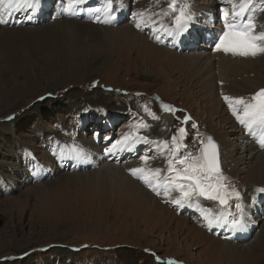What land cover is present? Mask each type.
Returning <instances> with one entry per match:
<instances>
[{"label": "rangeland", "instance_id": "374dc122", "mask_svg": "<svg viewBox=\"0 0 264 264\" xmlns=\"http://www.w3.org/2000/svg\"><path fill=\"white\" fill-rule=\"evenodd\" d=\"M41 1L42 7L36 11L23 8L19 11L15 8L7 10L2 18L5 21L9 16L18 18V24L0 23V30L29 28L39 24L46 27L53 25L56 18L65 17V14L61 15V10L66 0ZM87 1L89 3L84 4L83 9L89 5V9L100 8L103 11L99 7L100 0ZM114 1L119 9L113 22H103V25L94 19L96 25L107 31L109 29L110 34L80 37L74 32L80 39L76 46L73 41H77L70 35L59 40L48 38L47 44H39L37 53L32 54L35 55L33 60L24 62L13 71L0 61V264H158L157 257L159 264L165 261L178 264H255L249 258L232 254L231 250L222 252L219 248L217 251L208 249L209 242L205 237L201 239L190 227L194 224L202 230V234L211 236L214 235L205 230L215 231L186 215L187 211L199 215L195 207L185 205L186 208H182L184 211L180 213L176 205L171 204L170 214L165 215L161 208L151 209L140 201H133L132 206L127 204L126 209L121 208L125 200L118 202L120 199H117L111 207L101 201L104 193L108 197L122 194L118 192L122 190L119 185L131 177L127 169L134 167L135 160L143 165L145 160L141 156L147 155L148 159H152L156 155L157 161L167 150L145 153L148 144H139L138 154L133 160L118 165L124 169L119 175L108 170L106 162L94 168L97 156L91 158L92 162L87 167L76 166L73 162H57L58 158L66 157L61 158L55 153H67L65 145H71L73 141L99 151L104 146L102 143L111 145L105 137L111 138L114 143L126 133L137 132L143 120L150 134L145 136L152 141L170 142L172 136H179L177 129L183 127L188 134L181 143L200 149V140L212 136L218 144L225 182L230 188L238 190L242 198L246 196L248 187V192L264 187L260 183L252 185L255 182L253 177L239 169L234 170L230 148L234 133L238 132L232 131V127L236 126L224 105L218 106L222 103L221 93L246 100L264 88V53L252 57L255 58L254 62L241 66L243 69L239 67L241 73L238 76L229 75L239 70L221 73L219 76L227 84L220 85L217 81L218 93L215 90L211 95L201 84L203 77L193 74L188 68V59L182 56L203 50L217 64L216 56L223 51L215 50V37L224 28V23H217L214 28L208 29V21L201 26V31L212 32L214 44L210 49L203 46L207 43H202L208 38L199 34L193 51L185 48L189 45L186 42L183 49H171L178 55L177 58L148 57L146 52L139 51L142 49L140 40L124 42L112 29L133 27L150 43L159 44L160 41L148 36L151 27L143 30L136 27L134 21L137 17L133 13L145 11V16L150 15L157 10L156 6L167 7L170 0ZM188 1L189 6L198 3L203 7L213 0ZM184 2L178 0V5ZM225 6L231 5L226 3ZM256 7L254 23L259 26H256L258 33L264 31V12L258 10L264 5L257 4ZM88 12L96 14L95 11ZM86 15L81 12L70 18L88 23ZM193 15L195 22L205 19L199 10L198 14L194 10ZM35 18L39 22L35 23ZM31 40H24L23 45ZM19 43L11 47L17 49L19 56H28L34 51L30 45L23 47ZM72 58L79 62L78 69L69 65ZM202 68L206 69L205 66ZM213 73L218 76L217 66ZM29 77L33 78L31 86ZM240 77L246 82H243L244 86L236 83L241 80ZM160 101L169 103L177 111L165 112L159 106ZM145 106L159 119L148 115L144 111ZM185 116L191 118L187 123L183 122ZM193 119L202 123L207 134L189 136L190 127L195 124ZM71 131L77 133L71 135ZM169 146L172 147L171 144ZM224 149L226 169L223 171ZM34 159H38L39 164L47 162L45 168L49 172L37 175L29 168L30 161ZM114 162L119 163L118 159ZM226 171L230 180H227ZM133 178L135 182H140L139 178ZM230 181H233L232 184ZM138 188L136 186L134 189L139 191ZM146 191L155 197L154 202L155 199L159 203L163 200L161 195ZM258 198H261L260 193ZM201 201L212 208L209 201ZM263 201L264 198L261 203ZM252 204L253 200L251 213L243 215L246 216L243 231L232 229L230 223L225 226L213 225L223 230L219 237H214L223 240L220 238L223 235L224 240L246 245L261 233L264 234V206L253 208ZM160 205L167 207L162 202ZM213 208L216 210V205ZM253 211L258 212V216H254ZM182 217H187L188 222L193 224L185 223ZM239 247L242 249V246ZM256 254L263 260L264 248H257ZM257 264L264 262L258 259Z\"/></svg>", "mask_w": 264, "mask_h": 264}, {"label": "bare ground", "instance_id": "6f19581e", "mask_svg": "<svg viewBox=\"0 0 264 264\" xmlns=\"http://www.w3.org/2000/svg\"><path fill=\"white\" fill-rule=\"evenodd\" d=\"M127 1L128 0H125L124 3H126ZM100 2L101 3L99 5V7H101L103 9L104 2L102 0H100ZM233 2H236V0H233ZM42 3H43V1L40 0L39 5L36 8V10L39 9L40 7H42ZM87 3H89V1L85 0V2L82 5H80V8L83 9V5L87 4ZM226 3H227V0H213L211 3L205 4L203 7L200 6L198 3H194V5L190 6V13L189 14L193 16V21L191 23L189 33L186 34L185 36L179 38V39L174 40L171 37L164 34L163 32H160L159 35L161 36V40H159V41L161 43H159V44H157V43L154 44V42H153V44L150 43L147 38H145L139 31H136L135 29H133V27L127 26V28L112 29V31L114 32V34L116 36L121 38V40H123L124 42L129 43L131 40L132 41L140 40L142 42V44H141L142 49H139V51L146 52L148 57H150V56L158 57L159 56L162 59H167V60L169 58H177L178 55H176V53L171 51V49H173L174 47L183 49L184 44L187 42L186 44H189V45L186 46L185 48L189 49V50L192 49L191 51L195 50L196 47H194L195 46L194 42L197 41V37L199 34H202L208 38V41L202 42V43H207L203 46H206L208 49L212 48V46L214 44V41H213L214 38L212 37V32H204V31H201L200 28H201V26H205L206 22H208V21H209V25L207 24L208 29L214 28L217 23H218V25L220 23H223L221 9L227 8L229 10V12H231V6L226 7L225 6ZM185 4L188 5L189 1L185 0L184 3L179 4L178 6L183 7ZM212 7H213V9H211ZM65 8H66V3H64V8H62V10H61V12H62L61 15L63 16V14H65L64 15L65 17H60L58 19L54 18L55 20H53V25H48L45 27V25L41 26L39 24L38 26H32L29 28H16V29H12V30H7L4 28L1 29L0 30V53H1L0 61L3 62V64H5L9 70H12V71L17 70L19 68V66L22 65L24 62L31 61L34 59L35 55L33 56L32 54L37 53V51L39 49L38 48L39 44H43V43L47 44L45 42H47L48 38H53V40H59L60 38H65L67 35H70L74 40L77 41V42L73 41L74 46H76L75 44H78L80 39H78L77 36L74 35V32L76 34H78L80 37H84V36L101 37L107 33H109V34L111 33V32H109L110 31L109 29L107 31L106 29H102L103 27L96 25L97 22H100L101 24L105 25V23H103V21L105 19V15H104L103 11L96 12V14H93L92 12H88L89 11V5L85 6L83 11H80L78 9L77 11L79 14L81 12H84L87 14L86 20H88V23H81V22H76L72 18H70L73 15L68 14V12H66L64 10ZM156 8H157L156 11H160L161 9H166L167 7L156 6ZM36 10H33V11H36ZM194 10L196 11L197 14H198V10H199L202 13V15L204 16L203 18H205V19H203L202 21H199V22H195L194 21V15H193ZM156 11H152V12L155 13ZM6 12L7 11H3L2 14H7ZM114 15H115V17H117L116 12L114 13ZM26 17H29V16H26ZM97 17H99V19H97ZM147 17H148V15L145 16L146 22L151 24V21L147 20ZM35 19H36L35 23L39 22L37 18H35ZM162 19H163L164 23H167L166 26H172L173 18H172L171 13H169L166 16H162ZM229 19H230V17H229ZM18 21H19L18 18L9 16L6 19L5 25L6 24L16 25V24H18ZM134 23L136 24L137 20H135ZM255 25L257 27H259L256 23H255ZM196 30H197V34H196ZM148 36L150 38L153 37V32L151 31V33L148 34ZM29 38H31L32 40L27 45H30L31 50L34 49V51H31L32 53L28 54V56H26V55L24 57L19 56V54L17 53V49H13L11 47L15 46V44H20L19 41L23 45L24 40H27ZM33 40H34V42H33ZM169 40L171 42H169ZM138 42H137V45H138ZM12 43H14V45ZM27 45L25 44V45H23V47H26ZM178 51H180V49ZM217 52H219V51H217ZM182 57L188 59V66H189L188 68L190 70H192V72H194L193 74H195L201 78L203 77L201 79L202 80L201 84L206 87V88L204 87L205 90H207L209 93H211V95L214 94L215 90H216V94L218 93L217 81H219L220 85L222 83H226V81L225 80L223 81L222 78L219 76L221 73L224 74V72L237 71L241 68V66H243V65L245 66V64L249 65L247 63H249V62L251 63L252 61L254 62V60H255V58H252L254 56H251V55L250 56H240V55L237 56V55H233L231 53L222 52L216 56V59H217V64H216L213 61V58L209 57L205 53V51H203V50L199 53L194 52L193 54H186ZM255 57H256V55H255ZM184 58H182V59H184ZM78 63L79 62L75 61V59L72 58L71 62H69V65L71 67H73V69H75V68L78 69ZM199 64H201V65H199ZM197 65H199V66L197 67ZM194 66H196V67H194ZM203 66H205L206 69H203L202 68ZM216 66L219 70L218 76L215 73H213L214 70H216ZM237 67H238V69H236ZM241 69H243V68H241ZM240 71L241 70H239L238 73H233L229 76L230 77H233V75L238 76L241 73ZM18 77H19V75H17V78ZM239 79H241V80L236 82V83L237 84L241 83V85L244 86L246 84V82L243 81L244 78L240 77ZM243 82H245V84ZM32 84H33V78L29 77V85L31 86ZM237 84H234V85H237ZM251 94H252V92H251ZM224 96H229V97H233V98H238V96L234 97V96L226 95L225 93H221L220 99H221L222 103H219V104L217 103L219 107L224 105V107L227 110L228 115H230L233 118V122L235 123V126H236V128L232 127V131L238 132V133H234L235 136L232 140L233 142L231 143V148H230V153H231L230 156L232 159L231 163L234 164L233 168L235 171H236V169H237V171L239 169L240 171L246 173L248 176L253 177V180L255 182H253L252 185H254V183L264 184V172H263V168H264V147H262L257 142V140L252 135H250L248 133V131L236 120V118L233 115L228 103L223 99ZM250 99H246V100H250ZM193 120H194L196 127L195 128H193L192 126L190 127L191 133L189 134V136H195L197 134H199V135L200 134L201 135L207 134V132H205V130H203L202 123L196 119H193ZM146 129L148 130V127H146V128L140 127V128H138V131L135 133H137L141 136H145V135L148 136L150 134ZM75 133H77V131L76 132L71 131V135H75ZM257 135H259V131L257 132ZM142 143L143 142L138 143L133 152L123 151V152H118L114 155L106 154V151H105L106 148L111 147V145L105 146V143H102L104 146L99 151H94L86 145H81V144L77 143V144L81 145L83 147V149L85 150V152L87 153L86 159L78 160V159H71V158L66 157L64 159L58 158L57 162L60 164L63 163V161L73 162V163H75L76 166L82 165V167H87V165L91 164V162H92L91 158L94 156H97V160L93 163L94 168L96 166H98L99 164L106 162L105 166H107V169L112 170L115 174L119 175V173L124 169L118 165L121 162L129 163L131 160H133V157L138 154V151H139L138 145L142 144ZM96 144H99V143H96ZM184 146H185L186 152H185V149H181V151L185 152V154L190 153L191 155L194 156V155L199 153V147L198 146H193V145L187 144V143H184ZM151 147H153V148H151ZM223 148H224V145H223ZM64 150L68 151V148H66ZM151 150H155V153L159 152V150L157 149V146L155 144H152V145L148 144V147L146 148L145 153H148ZM155 157H156V155H154L152 159H147L145 161V164H143V165L138 164V161L135 160L133 168L155 169V167L157 166V168L166 169L167 168V161L172 158L171 154L169 152H166L165 154L161 155L157 161L155 160ZM115 159H118L119 163L116 164V162H114ZM37 161H38V159H34V161H30L29 168H32V170H34L37 173V175L49 172V169L45 168L47 166V162L43 163V164H39ZM225 161H226V157H225V149H224L223 171H224V169H226L225 168L226 167ZM157 163H159V165H157ZM177 167H182V166H177ZM127 171H128V175L133 178V175L131 174L130 169H127ZM96 172L100 173V171H98V170ZM228 174L229 173L227 172V174H225V175H228ZM161 175H164V173L162 172ZM131 177L130 178L127 177L124 182L120 183L119 188H122V190H119L118 192H120L122 194L119 197H116V195H110L108 197V195H106V193H104L103 195H101L103 197V199L101 198V201L106 202L107 205H109L111 207L112 204L117 202V199H120L118 202H120L121 200H125L124 203H121L122 209H126L127 204H130V206H132L134 204L133 201H137V202L140 201L141 203H143L144 206L151 207V209L161 208L162 211H165L164 212L165 215L170 214V209H172L171 208L172 203L169 202L168 199H166L161 194V196L163 197V200L161 202L164 204H167V207L165 205H160L161 202L159 203V201L157 199H155V202H154L153 198H155V197L150 195V193L146 190H149L150 192L155 193V194H157V193L154 192L152 190V188H150L143 180L139 179L140 180L139 183L142 186L141 187V186H139V183L135 182L134 178L132 179ZM227 180H230L229 175L227 177ZM134 182L136 183V186L139 187L138 188L139 191H136L134 189L136 187V186L134 187ZM232 182L233 181H230L231 184H232ZM248 189H249V187L247 188L246 196L243 198L241 196L242 199L240 201L242 206L244 207V214L251 213V210H252L251 201L252 200H253V204H252L253 208L255 206H259V205L264 206V201H263V203H261V200H263V198H264V197H262L264 194L260 193L261 198L259 199L258 198L259 192L257 191L258 188H256V190H252L250 192H248ZM255 192H256V194H254ZM253 194H254V198H252ZM177 195H178V193H172L173 197H176ZM201 200H203V198H201ZM112 201H114V202H112ZM209 202L211 203L212 209H214L213 205H216V209L218 208L216 202H214V201H209ZM200 203L204 207L210 208L209 205L205 204L203 201H201ZM136 204H138V203H136ZM176 208L178 209V211L180 213H182L184 211V210H182V208H186V207L176 206ZM231 211L235 212L236 210L233 208V209H231ZM185 213L188 216L194 217V219L196 221H201V224L207 226L206 222L201 218L200 212H199V215L198 214H192L189 211H187ZM253 214H254V216L255 215L258 216V212L253 211ZM194 219H193V222H194ZM237 219H243V221H244L246 219V216L241 217V216L237 215ZM249 219H251V217ZM182 220L187 224L192 223V222H190V223L188 222L187 217H182ZM263 220H264V216H263ZM195 223H197V222H195ZM229 223H230V221H229ZM211 229H212V231H215V232L207 231L205 229L204 230L206 232L213 234L216 237H219V234H222V232H223V230L219 229L217 226L209 228V230H211ZM190 230L192 232H195V234L199 235L201 237V239H204V237H205V240L207 242H209L208 249H211L212 251H217L218 248L222 252H226V250H231L230 252H233L232 254H234V255L239 254L245 258H249L255 264L258 263V259H260V261L264 262V258L262 260L256 254L257 248H259V249L264 248V240H263L264 234H262V233L252 243L246 244V245H243V244L241 245L240 243H237V242L235 243L232 241L224 240L223 235H221V237H220L223 240H221L219 238L217 239L216 237L211 236V235H206L204 233H203L204 234L203 235L201 232L202 230L197 228L196 225H194V224L191 225ZM18 240L19 239H16V242L20 243V241H18ZM239 246H242V249Z\"/></svg>", "mask_w": 264, "mask_h": 264}, {"label": "snow or ice", "instance_id": "6c2138e0", "mask_svg": "<svg viewBox=\"0 0 264 264\" xmlns=\"http://www.w3.org/2000/svg\"><path fill=\"white\" fill-rule=\"evenodd\" d=\"M40 0H0V23L6 21L2 18V12L10 8L19 11L22 8L27 11L35 10ZM85 0H66V8L64 9L70 15H77ZM231 5V12L227 8H222V19L224 28L215 37V50L231 53L240 56H255L258 53H264V31L256 32L254 23V13L257 10L256 5H264V0H227ZM119 6L114 0H104L103 12L105 19L103 22L111 23L115 20L114 13L117 12ZM259 11L264 12V7H260ZM89 11L100 12L101 9H89ZM169 13L173 16L172 26H165L162 16ZM190 13V6L185 4L183 7L178 6V0H170L166 9L160 12L151 13L145 20V11L133 13L137 17L136 27L143 30L144 27H151L153 38L161 40L160 32H163L172 39H179L190 31L193 16ZM231 17V19H229ZM31 18V17H29ZM99 19V17H97ZM223 99L228 103L236 120L252 135L257 142L264 147V88L257 91L250 100L244 97L233 98L224 96ZM165 112H175L176 109L171 105L162 104ZM144 111L154 119H159L155 113L145 106ZM13 117H9L12 119ZM191 120L189 116L184 117V123ZM148 127L143 121L140 122L138 128ZM196 127L195 124L192 125ZM179 136H172L171 141H152L147 136H141L137 133H126L114 143L111 138L109 140L111 147L106 148V154L114 155L123 151H134L138 143L155 144L161 152L167 150L171 154V159L167 161L166 169H145L133 168L130 172L133 176L143 180L157 195H163L172 204L184 207H195L201 214V218L206 222L209 228L213 225L225 226L229 224L234 230L243 231L246 224L243 219H237V215L243 217L244 207L241 204V193L234 187L230 188L225 182L226 178L222 175L218 146L211 136L200 140V149L197 155L185 154V146L181 143L188 134L183 127L177 129ZM259 131V135L257 132ZM172 145L170 147L169 145ZM68 148L67 153H55L61 158L67 157L71 159L84 160L87 153L83 147L75 141L71 145H65ZM181 149H185L182 152ZM142 160H147L148 156H141ZM180 165L182 167H177ZM164 175H161V173ZM264 194V187L257 190ZM172 193H178L176 197ZM214 201L219 206L216 210L204 207L200 200ZM235 209L232 212L231 209ZM159 264V257H157ZM164 264H178L174 261H165Z\"/></svg>", "mask_w": 264, "mask_h": 264}, {"label": "water", "instance_id": "95a60500", "mask_svg": "<svg viewBox=\"0 0 264 264\" xmlns=\"http://www.w3.org/2000/svg\"><path fill=\"white\" fill-rule=\"evenodd\" d=\"M162 104H167V105H170L169 103H166L164 101H160L159 102V106L160 108L162 109ZM163 110V109H162ZM212 137V136H211ZM213 138V137H212ZM214 139V138H213ZM214 142L216 143V145L218 146L217 142L214 140ZM218 154H219V148H218ZM219 163H220V154H219ZM220 166H221V163H220Z\"/></svg>", "mask_w": 264, "mask_h": 264}]
</instances>
